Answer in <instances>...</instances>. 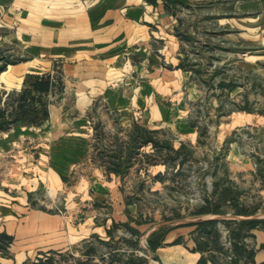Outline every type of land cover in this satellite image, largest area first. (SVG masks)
<instances>
[{
	"label": "crops",
	"instance_id": "obj_1",
	"mask_svg": "<svg viewBox=\"0 0 264 264\" xmlns=\"http://www.w3.org/2000/svg\"><path fill=\"white\" fill-rule=\"evenodd\" d=\"M18 4L17 34L26 41L20 56H27L0 72L1 89L21 93L28 75L53 79L61 67L68 86L65 94L77 99L75 111H89L103 99L110 114L117 115L113 128L140 132L136 140L142 148L148 143L144 132H157L162 141V131L183 137L195 129L189 108L200 93L178 40L182 5L168 0ZM23 15L29 16L22 20ZM236 28L245 38L238 24ZM10 83L16 87H4ZM56 113L50 106L40 125H20L0 134V173L7 156L17 152L11 156L17 160L10 175H0V264L41 263L73 250L85 253L117 240L122 231L145 235L148 242L158 236L152 251L156 264H216L217 256L200 246L196 225L151 223L142 216L135 195L125 192L134 190L135 182L130 185L93 153L94 131L88 122ZM247 117L251 119L243 126L249 131L263 128L260 116ZM182 128L185 134L178 131ZM247 140L231 138L229 160L239 170L235 172L254 175L255 160L264 155L256 139L254 151L248 149ZM258 183L264 194L262 182ZM57 206L62 214L53 209ZM251 235L252 264H264V227L253 228Z\"/></svg>",
	"mask_w": 264,
	"mask_h": 264
},
{
	"label": "rangeland",
	"instance_id": "obj_2",
	"mask_svg": "<svg viewBox=\"0 0 264 264\" xmlns=\"http://www.w3.org/2000/svg\"><path fill=\"white\" fill-rule=\"evenodd\" d=\"M17 2L27 7L31 4V0H0V42L5 41L0 47V72L27 56H20L26 41L17 34ZM43 5L44 15L47 4ZM179 15L178 40L185 66L193 70L200 93L193 96L189 108L193 131L183 137L162 131V141L157 132H144L148 143L142 148L136 140L141 138L140 132L113 128L117 115L110 114L103 99L89 111L76 112L77 99L65 94L66 74L60 67L53 79L28 75L21 93L0 88V111L5 115L4 122L0 116V124L7 128L0 134L20 125H40L48 117L50 106L55 114L62 111L66 119L86 120L94 131L91 148L96 157L122 174L130 185L135 182L134 190L125 192L135 195L142 216L151 223L196 225L202 246L209 247L218 264H252L238 247L255 252L250 227L241 229L240 222L250 219L264 227V194L257 185L260 180L264 186V158L255 160L254 175L239 174L231 166L229 152L231 138L240 136L248 139L252 151L256 139L264 155V0H193L179 9ZM237 24L245 38L237 34ZM40 79L49 83L47 92L33 89ZM4 87L16 86L10 83ZM25 90L28 93L24 94ZM248 114L260 116L263 128L251 132L244 127L251 119ZM178 131L186 133L185 128ZM16 153L7 156L2 177L10 175L17 160L11 156ZM211 221L214 223L201 225ZM119 233L117 240L90 247L85 253L73 250L26 264H156L152 251L158 240L151 243L145 235Z\"/></svg>",
	"mask_w": 264,
	"mask_h": 264
},
{
	"label": "trees",
	"instance_id": "obj_3",
	"mask_svg": "<svg viewBox=\"0 0 264 264\" xmlns=\"http://www.w3.org/2000/svg\"><path fill=\"white\" fill-rule=\"evenodd\" d=\"M43 78H46V79H49L50 77H43ZM28 82H26L27 84ZM33 89L36 91V92H47L49 90V83L44 81L43 79H40V82H36L34 83V87ZM28 93L27 90H25L24 94ZM48 112V111H47ZM0 116L2 117L3 119V122L5 121V115H4V112L0 111ZM46 117L48 116V113H46L45 115ZM0 130L2 131H5L7 130L6 128V125L5 124H0ZM214 222L211 221V222H207V223H201V225H210V224H213ZM241 229L245 228V227H250V230H252L253 228L257 227V226H260L261 224H259V221H252V220H241ZM262 224H264V222H262ZM238 237H240V233L237 234ZM158 236H156L153 240H151L150 242L152 243V241H155L157 239ZM200 243V246H202V242L201 240L199 241ZM204 247V246H202ZM239 249H240V252H245V254L249 257V259H251V262H252V259H253V256H254V252L252 253L249 249H247L245 246H238ZM204 248H209L208 246H205ZM214 262L216 264H218L215 260Z\"/></svg>",
	"mask_w": 264,
	"mask_h": 264
},
{
	"label": "water",
	"instance_id": "obj_4",
	"mask_svg": "<svg viewBox=\"0 0 264 264\" xmlns=\"http://www.w3.org/2000/svg\"><path fill=\"white\" fill-rule=\"evenodd\" d=\"M168 1L172 3V5L174 6H177V5L187 6L190 2V0H168Z\"/></svg>",
	"mask_w": 264,
	"mask_h": 264
},
{
	"label": "built area",
	"instance_id": "obj_5",
	"mask_svg": "<svg viewBox=\"0 0 264 264\" xmlns=\"http://www.w3.org/2000/svg\"><path fill=\"white\" fill-rule=\"evenodd\" d=\"M49 208V207H48ZM53 209L55 210V211H57L59 214H62V209H60V207H53Z\"/></svg>",
	"mask_w": 264,
	"mask_h": 264
}]
</instances>
